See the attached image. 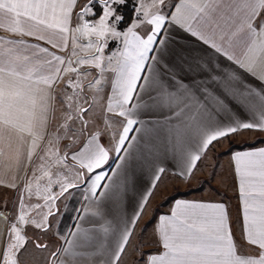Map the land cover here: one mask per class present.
Masks as SVG:
<instances>
[{"label":"crops","instance_id":"obj_1","mask_svg":"<svg viewBox=\"0 0 264 264\" xmlns=\"http://www.w3.org/2000/svg\"><path fill=\"white\" fill-rule=\"evenodd\" d=\"M109 3L0 0V264L19 225L12 195L51 171L78 196L54 264H129L148 228L144 264H264V145L227 156L233 203L185 197L149 213L218 145L264 135V0H137L95 51L87 12ZM76 86L91 132L72 128Z\"/></svg>","mask_w":264,"mask_h":264},{"label":"rangeland","instance_id":"obj_2","mask_svg":"<svg viewBox=\"0 0 264 264\" xmlns=\"http://www.w3.org/2000/svg\"><path fill=\"white\" fill-rule=\"evenodd\" d=\"M110 1L111 3L108 5L95 4L89 9L87 12L88 20L94 27L92 30H82L84 39L93 38L96 34L100 38L106 37L107 33H112L113 30L119 28L124 18L122 14L118 13V7L124 4V0ZM138 1H141V4L143 2L144 5L151 6L153 4L160 5L162 0ZM92 40L96 44L95 51H98L99 42L95 38ZM90 64L100 66L99 61H91ZM87 68L84 70L85 73L74 76L75 83L73 86L78 80L92 78L93 74H89L91 71L87 72ZM90 91L91 88H87L84 93ZM70 95L72 97L69 110L74 114L75 119L72 128L75 132L80 129L82 133H85L87 124H89L88 130L91 132L93 125L91 115L84 118L86 108L81 110L76 108L77 86L72 89ZM263 143L264 135H241L218 145L207 157L195 178L188 182L171 181L166 187H162L149 213L158 214L161 211H166L171 202L170 204L167 203L173 198L174 200L185 197L208 200L221 199L233 203L234 197L230 182L231 169L226 163L227 156L234 150L247 148L251 144L263 145ZM62 174H65L64 171H57L56 173L51 171L35 188L30 186L29 180L28 187L25 186L20 192L12 195L11 214L13 219L19 220V225L18 230L11 237L8 264H54L55 255L64 245L60 235L69 228L78 208L76 200L78 196L73 194L74 198L72 196L65 198V193L61 191L60 186H62L64 178ZM155 237L151 228H148L146 233L139 237L133 246V253L130 254L129 264H144L147 254L152 250L151 246H155Z\"/></svg>","mask_w":264,"mask_h":264},{"label":"trees","instance_id":"obj_3","mask_svg":"<svg viewBox=\"0 0 264 264\" xmlns=\"http://www.w3.org/2000/svg\"><path fill=\"white\" fill-rule=\"evenodd\" d=\"M136 7H137L136 0H124V4L118 7V13L122 14L124 18L123 22L119 25L120 30L127 29L130 26V24L134 21L136 17ZM255 146L258 145L251 144L249 147H255ZM172 201H174V198L170 200L167 204H170V202Z\"/></svg>","mask_w":264,"mask_h":264},{"label":"built area","instance_id":"obj_4","mask_svg":"<svg viewBox=\"0 0 264 264\" xmlns=\"http://www.w3.org/2000/svg\"><path fill=\"white\" fill-rule=\"evenodd\" d=\"M90 27L92 28V27H93V25H90Z\"/></svg>","mask_w":264,"mask_h":264}]
</instances>
